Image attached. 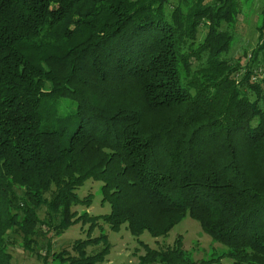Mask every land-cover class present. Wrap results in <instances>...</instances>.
I'll use <instances>...</instances> for the list:
<instances>
[{"label": "trees", "instance_id": "16d2710c", "mask_svg": "<svg viewBox=\"0 0 264 264\" xmlns=\"http://www.w3.org/2000/svg\"><path fill=\"white\" fill-rule=\"evenodd\" d=\"M237 6L0 0V264L11 231L31 251L77 223L160 238L187 216L224 251L196 261L177 238L138 264H264V6L252 49L224 58ZM87 180L107 214L72 210ZM70 250L43 264H103L109 245Z\"/></svg>", "mask_w": 264, "mask_h": 264}, {"label": "rangeland", "instance_id": "374dc122", "mask_svg": "<svg viewBox=\"0 0 264 264\" xmlns=\"http://www.w3.org/2000/svg\"><path fill=\"white\" fill-rule=\"evenodd\" d=\"M264 6V0H238V16L234 29L230 31L233 39V45L224 58H236L242 54V51H249L255 45L258 37L257 26L261 23V12ZM101 183L87 180L82 187L77 190L79 198L91 195L92 201L89 207L74 206L72 210L77 213L86 212L90 216L104 215L109 212L107 204H102L99 188ZM41 219H44V212H39ZM88 224L82 226L77 223L70 227L63 234L51 235L48 239L43 235L35 238V243L31 246V251L23 247L22 237L19 233L8 232L6 247L11 256V264H43L42 256L51 253H57L62 249L71 251L72 243L77 239L97 237L100 233L106 236L109 245V251L103 264H138V258L145 254V248L163 249L172 246L177 238L181 239L182 249L196 261L201 259H210L218 256L225 247L214 242L208 235L203 233L199 224L188 216L177 224L165 237L152 238L147 232H144L138 238L133 237L125 226H122L118 232H113L108 225L102 221L98 222L91 232H87ZM104 245L100 243L97 246H88L86 253L88 255L99 252ZM72 252V251H71ZM41 253V256H38ZM229 260H221V264H230Z\"/></svg>", "mask_w": 264, "mask_h": 264}]
</instances>
